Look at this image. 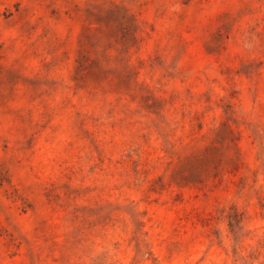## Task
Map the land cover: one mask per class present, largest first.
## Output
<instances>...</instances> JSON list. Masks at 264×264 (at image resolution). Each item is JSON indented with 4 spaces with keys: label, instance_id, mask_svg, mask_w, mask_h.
<instances>
[{
    "label": "rangeland",
    "instance_id": "374dc122",
    "mask_svg": "<svg viewBox=\"0 0 264 264\" xmlns=\"http://www.w3.org/2000/svg\"><path fill=\"white\" fill-rule=\"evenodd\" d=\"M0 264H264V0H0Z\"/></svg>",
    "mask_w": 264,
    "mask_h": 264
},
{
    "label": "trees",
    "instance_id": "16d2710c",
    "mask_svg": "<svg viewBox=\"0 0 264 264\" xmlns=\"http://www.w3.org/2000/svg\"><path fill=\"white\" fill-rule=\"evenodd\" d=\"M243 214L239 213L237 209L232 214L228 215L230 222V229L233 233H237L241 229V223L243 221Z\"/></svg>",
    "mask_w": 264,
    "mask_h": 264
}]
</instances>
